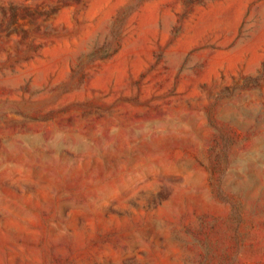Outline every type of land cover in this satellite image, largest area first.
<instances>
[{
    "label": "rangeland",
    "instance_id": "rangeland-1",
    "mask_svg": "<svg viewBox=\"0 0 264 264\" xmlns=\"http://www.w3.org/2000/svg\"><path fill=\"white\" fill-rule=\"evenodd\" d=\"M262 6L0 0V264H264Z\"/></svg>",
    "mask_w": 264,
    "mask_h": 264
},
{
    "label": "bare ground",
    "instance_id": "bare-ground-1",
    "mask_svg": "<svg viewBox=\"0 0 264 264\" xmlns=\"http://www.w3.org/2000/svg\"><path fill=\"white\" fill-rule=\"evenodd\" d=\"M233 6V5H232ZM217 7V6H216ZM261 8H264L263 6L261 7ZM262 11V10H261ZM262 13H263V11H262ZM218 14V12H215V13H213L212 14V17H215L216 15ZM220 16V15H219ZM218 17V16H217Z\"/></svg>",
    "mask_w": 264,
    "mask_h": 264
}]
</instances>
